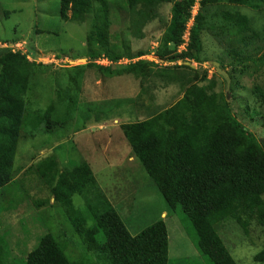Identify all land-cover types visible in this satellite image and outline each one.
I'll list each match as a JSON object with an SVG mask.
<instances>
[{
	"label": "trees",
	"instance_id": "obj_1",
	"mask_svg": "<svg viewBox=\"0 0 264 264\" xmlns=\"http://www.w3.org/2000/svg\"><path fill=\"white\" fill-rule=\"evenodd\" d=\"M165 3L173 5L172 21L154 53H133L129 44L112 35L113 19L110 15L113 7L126 13L130 34L140 38L143 29L157 19V9ZM60 4L63 21L80 25L89 23L85 41L89 63L85 68H95L110 78L134 76L142 88L152 76L169 84L182 85L184 97L171 108L148 120L123 124L121 129L132 153L168 208L174 212L178 206L182 208L195 234V247L200 255L209 264H237L220 234L223 227L230 223H235L245 235H248L252 222L264 228V145L236 118L225 94L214 91V82L201 86L208 78V70L203 71L202 67L209 63L204 38L210 36L215 39L221 47L219 49L223 47L220 42L224 43L227 46L222 49L224 53L236 58L234 52L241 43L240 36H254L250 19L236 8L261 11L264 0H60ZM196 5L200 9L192 17ZM220 6L226 9L219 20L214 11ZM210 10L218 25L209 21ZM192 18L194 23L188 31L187 47L180 51L186 43L184 37ZM12 43L16 45L18 42ZM2 49L0 199H6L5 194L10 193L15 185V163L22 140L37 136L52 137L74 122L77 119L78 91L67 93L60 90L56 102L51 99L47 110L31 111V93L40 103H45L43 100L46 98L40 94V89L48 65L30 62L27 54L14 52L9 47ZM148 54L168 63V66L136 61ZM57 59L62 62L68 58ZM100 60L112 64L98 66L96 63ZM122 60H129L130 63L119 64ZM179 61L188 64L178 67L176 64ZM215 62L220 64L221 70L224 69L220 59ZM192 63L198 65L196 70ZM253 93L258 99H264L260 88L256 87ZM134 101L144 104L142 96ZM58 102L64 104L62 112L56 110ZM123 103L134 107L131 104L133 100L116 107L123 106ZM244 111L250 119L258 113L249 106ZM83 114L84 121L94 116L100 122L109 116L105 110L92 105H88ZM27 129L30 130L29 136L25 134ZM34 171L53 201L64 209L77 238L96 258L95 264H169L166 224L156 222L132 236L100 189L88 163H80L62 172L58 160L50 156L40 162ZM22 190L27 193L26 188ZM76 196L82 199L83 207H76ZM11 199L3 201V206L9 201L13 203ZM47 203L50 204V201ZM1 228L0 220V264H16L20 257L3 243ZM69 241L47 233L39 239L26 259H21L24 264H91L88 261H70L67 255ZM257 259L264 261V250Z\"/></svg>",
	"mask_w": 264,
	"mask_h": 264
},
{
	"label": "rangeland",
	"instance_id": "obj_2",
	"mask_svg": "<svg viewBox=\"0 0 264 264\" xmlns=\"http://www.w3.org/2000/svg\"><path fill=\"white\" fill-rule=\"evenodd\" d=\"M60 7V0H0V56L3 54L2 48L9 47L14 52L27 54L30 62L48 65L40 89V94L46 98L43 100L45 103H40L31 93V111L47 110L51 99L56 102L60 90L67 93L78 91L77 119L74 122L69 123L63 131L58 130L52 137L37 136L21 142L15 164V185L4 196L6 199L12 198L13 203L9 201L3 206L6 199H0L3 243L9 251L11 248L20 257L16 264H24L21 258L26 259L39 239L51 233L56 237L62 236L64 240L70 239L67 250L70 261L96 263V258L87 252L72 230L64 209L53 201L48 189L35 174L34 170L40 162L54 156L62 172L83 162L91 166L100 189L132 236L163 221L169 232V264H209L195 247V234L182 208L178 206L175 212L168 208L157 187L132 153L121 129L123 124L142 122L171 108L184 97L182 85L169 84L162 78L152 76L142 88L134 76L110 78L95 68H85L89 63L85 47L89 23L80 25L63 21ZM172 8V4H162L157 9V19L143 29V36L136 38L130 34L129 17L113 7L110 15L113 19L111 33L129 44L133 53H154L172 21ZM199 9V5H196L192 17L197 15ZM225 9L220 6L214 11L219 20ZM236 9L250 19L254 36H257H240L241 43L234 52L236 58L224 53L227 47L224 43L220 42L224 50L219 49L221 47L216 40L206 36V59L209 63L202 68L203 71L208 70V78L201 86L214 82V91L225 94L236 118L263 142L264 99H258L253 90L260 88L264 96V9ZM213 16L210 10L209 21L218 25ZM193 23L192 18L186 33H189ZM14 41L18 43L14 45ZM186 47L187 43L180 47V51ZM57 57L68 59L61 62ZM216 59L224 64L222 71L229 76V88L213 66ZM141 60L168 66V63L161 62L152 54L136 61ZM129 63V60H122L119 64ZM96 64L107 67L112 63L100 60ZM187 64L179 61L176 65L182 67ZM191 66L196 70L198 65L192 63ZM138 96H142L143 105L135 103ZM132 100L134 107L125 106L124 103L116 107L117 104ZM88 105L105 110L109 116L100 122L94 116L84 121L83 112ZM247 106L258 111L257 114L252 111L256 114L252 119L244 111ZM63 107L64 104L58 102L56 110L62 112ZM29 133L27 129L25 134L29 136ZM67 134L69 137H66ZM22 188H26L27 193ZM74 202L76 207H83L80 197H74ZM220 235L237 264H264V261L257 259L264 250V228L256 222L250 224L248 235L235 223L223 227Z\"/></svg>",
	"mask_w": 264,
	"mask_h": 264
},
{
	"label": "water",
	"instance_id": "obj_3",
	"mask_svg": "<svg viewBox=\"0 0 264 264\" xmlns=\"http://www.w3.org/2000/svg\"><path fill=\"white\" fill-rule=\"evenodd\" d=\"M213 66L216 68L217 72L224 78V80L226 81L228 88H229L230 79H229L228 74L221 70L219 63L215 62V63H213ZM263 145H264V141H263Z\"/></svg>",
	"mask_w": 264,
	"mask_h": 264
},
{
	"label": "clouds",
	"instance_id": "obj_4",
	"mask_svg": "<svg viewBox=\"0 0 264 264\" xmlns=\"http://www.w3.org/2000/svg\"><path fill=\"white\" fill-rule=\"evenodd\" d=\"M185 39L184 40H186L185 42L187 43L188 42V38H189V33H187L186 35H185V37H184ZM216 69V68H215ZM16 164V163H15Z\"/></svg>",
	"mask_w": 264,
	"mask_h": 264
}]
</instances>
